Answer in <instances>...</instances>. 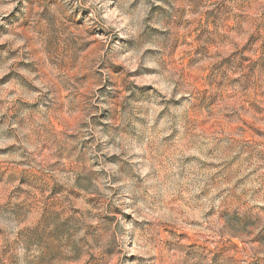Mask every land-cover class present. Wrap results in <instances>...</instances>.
I'll return each mask as SVG.
<instances>
[{
	"label": "clouds",
	"instance_id": "clouds-1",
	"mask_svg": "<svg viewBox=\"0 0 264 264\" xmlns=\"http://www.w3.org/2000/svg\"><path fill=\"white\" fill-rule=\"evenodd\" d=\"M33 2L41 5L35 12L29 7L30 0H15V3H11V7H15L16 3H23L21 11L25 15L21 17V22L31 18V24L26 30L13 28L7 34L10 46L20 48V54L15 60L23 59L25 53L28 54V62L37 59L32 54V47L42 48L43 40L33 45L28 42V37L31 36L35 41L37 32L51 33L54 28L53 18L60 31L68 36L72 35V31L65 21L69 18L72 24L80 21V26L75 29L74 38L78 40V44L72 48L71 67L77 74L88 73L91 87L85 95H80L81 85L76 78L68 75L64 57L54 51L43 56L42 62L37 64V71L20 70L39 90L26 93L18 87L16 95L28 96L37 104V108L25 109L20 113L22 122L18 121L15 125L16 138L8 140L0 137V143L4 145L12 143L23 146L19 152L4 156L3 159L26 161V167L38 168L40 165L36 160L40 145L48 144L52 159L63 155L69 163L61 161L55 166L43 167L44 179L49 185L64 186L65 191L60 196L61 206L66 214H72L71 209L75 207L77 199L83 204V208L79 214L80 222L71 231L61 232L56 224L38 228L45 238L33 242L27 249L23 246L16 248L19 264H80L81 261H86V264H114V260L115 264H172L177 254L167 252L164 241L172 240L175 231L190 227L194 231L207 233L211 239L244 240L251 258L260 259L261 264H264V245L256 247L248 243L251 234L264 229V209L252 208L259 220L247 230H242L231 215L222 218L220 215L224 209L243 213L252 205L264 206V175L257 173L259 178L249 183L247 188L233 189L231 184L220 183L207 195L196 198L198 191L206 190L208 173L200 171L199 161L185 164L181 158L182 153L178 154L172 144L174 141H185L190 129L189 117L194 111L193 104L199 93L172 64L167 50L156 39H145L141 35L147 27L145 17L148 6L142 3L140 9L132 11L129 9L132 0ZM8 3L9 0H0V6ZM112 4L115 6L110 8L109 5ZM45 5H51V11L42 18L41 12ZM78 8H88L90 12L78 14ZM0 24L7 27L3 19H0ZM161 27L163 29L164 26ZM99 29L103 31H96ZM93 34L99 40L93 46L91 56L85 59L79 56L77 47ZM117 37L135 39V53L122 54L126 52L127 46ZM26 42L28 46L24 47ZM150 48L155 49V53L145 56V50ZM15 60L7 61L2 71H10L9 65L14 67ZM116 63L124 66L119 77L113 76L110 66ZM101 64L104 65L103 68L100 67ZM136 68H141V72L151 78L150 82L156 92L147 93L149 103L135 105L121 112L118 127L116 121L108 120L105 123L109 127L105 128L93 120V116L106 108L118 109L125 97L122 95L120 99L106 103L107 93L98 92L97 89L107 88L106 82L111 80V91L123 93V89L130 84L134 85L141 74L129 77V72H134ZM144 69L151 71L144 72ZM241 86L242 84L233 85L232 91H238ZM256 87L264 92V80H258ZM136 91L139 94V90ZM60 92H64L67 97L64 101L67 107L64 109L60 107ZM181 96L186 99L181 100L180 104L170 103ZM137 108L152 110L153 117L157 112H162L163 117L159 122L153 118L146 128L135 119L138 115ZM63 113L78 114L79 119L72 129L65 125ZM52 120L64 127L65 132L73 131L80 137H95L81 161L76 159L78 153L69 154L65 151L68 138L54 132ZM128 125L131 128L126 127ZM9 126L11 125H5ZM132 129H135V137L132 136ZM163 136H169V139L162 140ZM200 140L203 138H198L195 147L200 160L213 159V156L207 154L211 144H201ZM97 145L101 150H98ZM110 154L119 159L107 160L106 157ZM215 159L219 162L223 157L216 156ZM94 166L95 173L99 175L90 176L91 183H77L76 173L79 169L85 167L92 172ZM256 166L253 164V167ZM224 188L228 191H222ZM48 190L51 192V188ZM77 192L81 193L78 198L75 196ZM181 194H186L183 205L187 209H195L197 215L190 211L182 213L173 203H169L173 197L180 198ZM89 196L98 197L102 203L94 207L87 203ZM213 210V215L205 216V213ZM104 217L111 219L105 220ZM189 219H198L199 226L190 225L187 222ZM144 220L150 222H139ZM11 238H14V233ZM3 244L9 247L10 238H5ZM130 245H134L139 254L154 259H124ZM109 249H113L114 253H109ZM247 258L245 255V259ZM0 264H7L2 254Z\"/></svg>",
	"mask_w": 264,
	"mask_h": 264
},
{
	"label": "rangeland",
	"instance_id": "rangeland-1",
	"mask_svg": "<svg viewBox=\"0 0 264 264\" xmlns=\"http://www.w3.org/2000/svg\"><path fill=\"white\" fill-rule=\"evenodd\" d=\"M11 3H15V0H9L6 6H0V19L7 25L5 27L0 24V129H2L0 137L8 140L16 138L15 125L21 121L20 113L25 109L37 108V104L28 96L16 95L18 87L26 93L39 90L22 75L21 69L37 71V64L42 62L43 56L54 51L64 57L68 75L76 78L81 85L80 95H85L91 87L88 73L77 74L71 67L72 48L78 44V40L74 38L75 29L80 26V21L76 24L70 23L71 18L65 21L72 31V35L68 36L60 31L53 18L54 28L51 33L39 31L35 41L31 36L28 37V42L33 45L43 40L42 48L32 47V54L37 59L28 62V54L25 53L23 59L15 60L20 54V48L10 46V41L6 39L7 34L13 28L26 30L31 24V18L21 22V17L25 15L21 11L23 3H16L15 7H11ZM142 3L148 6V13L145 17L147 27L141 35L145 39H156L161 47L167 50L172 64L199 93L193 104L194 111L189 117L190 129L185 141H174L172 144L178 154L182 153L181 158L185 164L199 161L200 171L208 173L206 190L198 191L195 194L196 198L207 195L220 183L231 184L233 189L247 188L249 183L259 178L257 173L264 175V172H261V169H264V92L256 87L258 80H264V0H132L129 9L138 10ZM114 6L115 4L109 5L110 8ZM29 7L35 12L41 5L30 0ZM50 11L51 5H45L41 17ZM88 12H90L88 8L77 9L78 14ZM96 31L102 32L103 29ZM117 38L127 46L126 52L122 54L135 53L137 48L135 39ZM98 40L99 37L93 34L79 43L77 47L79 56L88 59ZM27 46L26 42L24 47ZM155 51L151 48L146 49L145 56ZM10 60H15V66L9 65L11 70L3 72V65ZM110 66L114 77H119L124 71L121 64ZM100 67L103 68L104 65L101 64ZM143 71L149 72L151 69ZM137 73L141 74L137 77L136 83L125 87L123 93L111 91L113 85L111 80L106 82L107 88L97 89L98 92L107 93L106 103L118 100L122 95L125 100L118 109L101 110L93 116V120L105 128L109 127L105 121H116L118 127L121 112L135 105L150 102L147 93L156 92V89L152 87L151 78L144 75L141 68H136L128 75L131 77ZM237 84L242 86L233 92L232 87ZM60 97V107L64 109L67 107L64 103L67 97L64 92H60ZM183 99L186 97H178L170 103L178 105ZM136 111L138 115L135 119L146 128L150 126L153 118L159 122L163 117L162 112H157L153 117L152 110L148 108H137ZM63 115L65 125L72 129L79 119L78 114ZM6 124L11 126L5 127ZM51 124L55 133L67 136L69 143L65 146V151L69 154L78 153L76 159L81 161L83 156L87 155L95 137H80L73 131L65 132L64 127L55 120H52ZM126 127L131 128V125ZM135 135V129H132V136ZM201 137L203 140L199 143L211 144L207 152L214 157L211 160H200L197 155L195 147L198 138ZM168 139L169 136L162 137V140ZM22 147L20 144L0 143V254L4 256L7 264H19L16 248L23 246L27 249L33 242L45 238L38 228L56 224L61 232L71 231L80 222L79 214L83 208V204L77 199L75 207L71 209L72 214H66L61 206L60 196V193L65 191L64 186L49 185L44 179L43 167H52L61 161L68 164V159L63 155L58 159H52L48 144L40 145L36 160L40 165L38 168L26 167V161L3 159L4 156L19 152ZM97 148L101 150L99 145ZM216 156L223 159L217 162ZM106 159L115 161L119 157L110 154ZM253 164L257 166L253 167ZM94 168L95 166L92 172H89L87 168L81 167L76 173L77 183H91L90 176L99 175L95 173ZM222 191L228 189L224 188ZM80 195L81 193H75L77 198ZM184 195L186 194H181L180 198L173 197L169 203H173L182 213L190 211L197 215L195 209H187V206L183 205ZM87 203L95 207L102 201L96 196H89ZM257 207L264 209V206L252 205L243 213L224 209L220 215L221 218L231 215L232 220L241 226L242 230H247L254 227L259 220L258 214L252 211V208ZM214 211L205 213V216L213 215ZM104 219L110 220L111 217ZM139 222L149 223L150 220ZM187 222L193 226L200 224L198 219H189ZM13 233L14 238H11ZM5 238H10L9 247L3 244ZM248 243L256 247L264 245V229L251 234ZM13 245L15 247H12ZM164 245L167 252L177 254L172 264H261L260 259L251 258L244 240L211 239L207 233L194 231L191 227L175 231L173 239L165 240ZM129 247L130 250L124 259L140 261L154 259L139 254L134 245ZM108 252L114 253V250L109 249ZM245 255L248 256L247 259ZM80 264H86V261H81Z\"/></svg>",
	"mask_w": 264,
	"mask_h": 264
}]
</instances>
